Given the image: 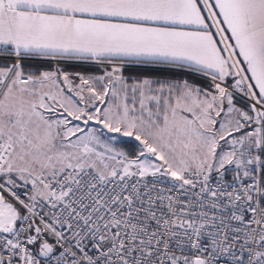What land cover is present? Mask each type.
Wrapping results in <instances>:
<instances>
[{
    "label": "snow or ice",
    "instance_id": "snow-or-ice-1",
    "mask_svg": "<svg viewBox=\"0 0 264 264\" xmlns=\"http://www.w3.org/2000/svg\"><path fill=\"white\" fill-rule=\"evenodd\" d=\"M0 264H264V0H0Z\"/></svg>",
    "mask_w": 264,
    "mask_h": 264
},
{
    "label": "trees",
    "instance_id": "trees-1",
    "mask_svg": "<svg viewBox=\"0 0 264 264\" xmlns=\"http://www.w3.org/2000/svg\"><path fill=\"white\" fill-rule=\"evenodd\" d=\"M67 70L69 71H82L87 74L89 71H94V67L92 65L84 64V63H75L73 62L72 66H70Z\"/></svg>",
    "mask_w": 264,
    "mask_h": 264
},
{
    "label": "rangeland",
    "instance_id": "rangeland-1",
    "mask_svg": "<svg viewBox=\"0 0 264 264\" xmlns=\"http://www.w3.org/2000/svg\"><path fill=\"white\" fill-rule=\"evenodd\" d=\"M120 147H124L125 145H119Z\"/></svg>",
    "mask_w": 264,
    "mask_h": 264
}]
</instances>
